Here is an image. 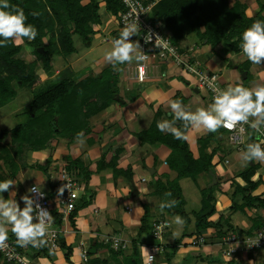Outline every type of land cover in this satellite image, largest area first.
<instances>
[{
    "label": "trees",
    "instance_id": "obj_1",
    "mask_svg": "<svg viewBox=\"0 0 264 264\" xmlns=\"http://www.w3.org/2000/svg\"><path fill=\"white\" fill-rule=\"evenodd\" d=\"M102 2L105 4L106 10H109L114 17L119 18V12L124 10L121 0H87L86 2L84 0H9L10 4L24 9L25 15L28 17L26 23L32 24L37 29L38 35L31 41L28 39L20 40L22 42L9 41L7 47H0V105L10 102L16 96L14 82L32 86L37 80L38 71L36 66L38 61H28L19 56L24 48L23 43L26 42L28 45L35 47V53L42 68L47 72L51 71L54 56L59 54L71 55L76 52V45L73 41L75 34L81 36L83 42L88 46L92 44V35L96 32L95 26L102 23V17L100 16ZM33 12H38L39 15H31ZM150 15H152L155 22L162 23L170 39L178 46L188 33L196 32L203 38L202 41L207 40V44L222 43V48L226 53L230 50L239 52L241 51V37L244 30L256 20L264 21V1L258 3L257 12L251 16L246 12V8L243 9L239 0H235L232 5L229 4V0H158L152 7ZM46 36H48L47 42L44 41ZM39 47H44V50L39 51ZM241 70L244 73L243 82H246L250 73L248 71L245 73V68H241ZM117 74L111 67L107 66L101 71L93 72L81 79L72 76L64 77L37 92L30 103L27 121L11 130V137L13 136L14 140L9 141V143H0V157L8 161V159H11L13 152L16 154L22 151L16 149L15 137L16 140L21 137L22 142H26L27 139L31 138L29 148L37 150L45 148L46 143H49L56 136H64L73 140L78 132L83 131L84 136L87 135L91 130L90 118L93 114L105 109L113 102H124L125 100L120 95ZM81 95L90 96L91 102L81 104L79 102ZM162 114V110L158 109L154 113L155 116L150 126L137 132L135 136L142 143H163L172 149L167 163L171 169L177 171V176L166 181L162 180L161 177L155 179L152 182L154 184L153 190L160 197V203L172 199L177 201L176 206L165 209L164 214H178L184 217L186 223L189 224L191 217L185 210L186 199L178 181L183 177H194L201 172L215 173L217 164L213 162V157L217 149L213 148L209 153L202 150L200 156L195 157L188 140H176L171 134L162 133L157 129V122L163 120ZM176 126L182 128L179 121ZM219 132L225 133L226 130L221 128ZM208 134L210 136L215 135V133ZM247 134L249 139L244 142L243 149L247 143L255 140V135L252 134V130L248 126ZM206 139L207 137H201L200 140L205 142ZM119 152L120 149H117L108 162H104V158H101L97 167L103 169L110 166L113 168L115 175L123 174L132 179V167L123 168L117 165ZM50 161L51 158L48 159L47 163ZM252 163L237 174L243 183L234 185L235 190L231 195V205L229 206L232 212H246V208L264 211V191L261 193L256 192L262 181L260 178H253L260 168V162L253 161ZM11 164L13 166L12 162ZM41 166L47 172L46 165ZM216 186L217 184H213V186L207 187L208 191L203 193L199 210L194 212L196 215L194 229L184 231L178 243L182 241V238L190 237L195 233L203 235V232L208 229L216 232L215 236H212L214 239L236 232L231 221V214L226 215L217 211L214 195ZM53 192L54 186L48 191L50 197H52ZM167 192H171L172 196L166 197L165 193ZM87 199V197L84 199L85 202H87ZM217 212L219 213L218 218L211 219ZM148 217L146 207L142 217V227L147 226ZM55 218L58 226H62V218L56 212ZM70 218H73V214ZM148 226H151V224ZM262 226H264V214L260 213L253 218L252 224L247 229H238L237 232L246 231V233H251L254 229ZM13 236V234L9 235V237ZM139 243V241L133 240V248L130 254L124 252L126 249L115 250L112 248L113 264H141L142 257ZM62 245L66 246L65 243H61ZM176 250L177 247H172L169 252L174 254ZM71 252L69 246L66 252L68 260ZM233 260L232 258L229 261L233 262ZM82 264H108V261L104 258L92 256Z\"/></svg>",
    "mask_w": 264,
    "mask_h": 264
},
{
    "label": "crops",
    "instance_id": "obj_2",
    "mask_svg": "<svg viewBox=\"0 0 264 264\" xmlns=\"http://www.w3.org/2000/svg\"><path fill=\"white\" fill-rule=\"evenodd\" d=\"M203 44H207V40H204ZM221 45L222 43H218L216 44L215 48H220ZM179 46L180 48H188L187 51L189 52L190 56L200 63L201 67H203L205 70H209L208 68L204 67V64L199 60L198 55H195L196 51H205L203 46L200 47L198 45H191L183 47L181 42L179 43ZM222 49L223 48H221V50ZM222 52L224 51L222 50ZM107 65L108 67L112 68L111 65ZM40 67L42 68L41 63L38 61L36 66L38 74L41 71L39 69ZM119 67L122 70L115 72L118 73V88L120 95L125 100L124 102H113L110 106L91 116V130L89 133H87V135L84 136L87 145L80 146L77 144L76 137L73 140H70L68 137L56 136L51 140L50 143L55 145V147L52 146L54 148L50 153L52 154L51 157L53 158V164L50 165V167H47V172H45L41 166L44 164L43 161L46 160L45 156H47V148H45V150H43L44 153L40 155L38 149L32 153V156L35 157L36 161L39 160L37 163L35 162L36 165L28 164V166H25L20 164V169H18L19 171L16 175L13 174L12 176L11 173L8 174V178L13 179L16 182V185L9 190L10 195H12L11 192L17 191V182H20L25 176L29 177V179H27L30 183H37L38 181H41L42 186L44 185L43 188L49 191L58 179L59 172H57L56 167L62 165L64 159H66L68 155L72 154L76 160L79 158L82 159L81 164H79L81 165V169L84 168V171L78 170L77 172L78 175H81V177L85 178L86 182L82 184L78 180L79 188L77 189V193H79V197L76 201V209L67 214V219H65V222L63 221L62 226H60L64 230L61 233V243H65L66 246L62 245L56 251H50L47 248H41V250H37L36 248L32 247L27 252L28 258L32 264H82L85 262L81 257L82 248H85L88 251L89 258L92 256L100 257L106 259L108 264H113L114 259L112 247L110 243L105 240V237L106 235L115 233H120L128 237L130 240H132V242L133 240L139 241L142 257V249L145 247L143 244H149L153 241L150 234L151 226L148 225H152V223L158 219H171L169 216L170 214H164L160 212V197L153 190L154 184H152V182L159 177L166 181L167 179H174L177 176V171L171 169L167 163V159L171 154L172 149L163 143H142L141 140L135 136V134L139 131L147 129L150 126L155 116L154 113L158 109H160V111L162 110L163 112V120H170L171 115L168 104L171 100H181L183 105L191 111H195L198 107L206 108L212 101L208 94V98H206V95L204 94L201 95V89L196 87L194 82L195 79L193 83L190 84L187 80L189 77L187 72H182L174 65L165 66L163 68L164 70L162 74L160 71H157L154 74L151 73L149 77L143 82H138L131 78L130 67L125 65H121ZM102 69L103 68L101 67L97 69L96 72H99ZM232 69H237V71L242 73L238 66H234ZM52 70L47 72L44 69L45 73L47 74H51ZM240 73H238V75L241 77ZM242 74L244 77V73ZM86 75L87 74H84V77ZM191 75L195 76L196 78L195 74ZM220 77H222V75ZM235 81L240 82V80ZM35 84L37 83L35 82ZM147 117L151 118V121H149L147 124L149 126H145L143 129L136 130L129 127V124L131 122L133 123L136 119L145 121ZM226 132L223 133L218 131L215 133V135L210 136L208 133H202L198 130L189 128L186 132V135L188 136L189 146L193 152V155L198 157L200 156L202 150L209 153L213 148H216L217 150L213 157V162L217 164L215 170L218 167H221L223 162H226V164H231L232 162L228 158V152L231 150V148H229L227 152L224 151L225 141L223 138L224 135H226ZM201 137H207L206 141L201 142ZM248 139L249 136L246 137L245 141ZM243 144L239 148H236L233 145L232 146L236 149L235 151L239 152L241 149H243ZM108 146H112V148L108 150ZM83 147H86L87 149H84ZM117 149H120L117 165L123 168L132 167V173H135V171L138 170L141 173L140 180L144 182L143 185L145 188L143 190V195L139 196L141 190L133 181V177L132 179H129L123 174L115 175L113 168L110 166H106L103 169H99L97 167L101 158H104V162H108L115 154ZM219 155H221V158ZM0 163H2L3 166H6L8 162L4 158L0 157ZM55 164H57V166H55ZM261 164L262 163H260V168ZM158 165H163L165 167L163 168V172H159ZM8 166L9 170L13 169V166L9 163ZM31 166L38 167H36V169H38L37 174H31V171H34L31 170L33 169ZM244 168H246V166L240 168L239 171L243 170ZM259 169L257 170V173L259 172ZM145 172L151 173L154 179L149 180L147 173ZM238 172H235L234 169L228 170L227 172H225L224 169H220L219 173L215 172L218 181L217 183H214L217 184L216 189L214 190V195L216 198L217 211L219 213L223 212L226 215H230L227 214V208L231 205L230 197L235 190L234 185L243 183L240 177L237 176ZM201 174L209 175L207 172H201L193 178L199 177L200 179ZM226 174H229L230 178L227 177ZM256 174L253 177L254 179H258ZM210 175L212 177V173H210ZM228 178L230 181L222 182V180ZM219 182L221 184H219ZM26 184L27 186L25 187L24 194H26L29 183ZM262 184H260L258 190H256L257 193L264 191V185ZM222 185L223 187H221ZM135 190H137V193H135ZM229 190L232 191L230 194H227V192H230ZM15 193L16 195L14 199H17V192ZM54 197L55 193L53 192L51 198L53 199ZM85 197L88 198L87 202L84 200ZM146 207L149 215L147 221L148 224L146 227H142V217ZM250 210L254 211L256 214L252 216V218L247 219L248 221L243 219L238 221L234 218L236 213L231 214V221L235 227V230H238L240 227V229H247L252 224L254 217L260 213L264 214V211H259L255 208H246V212L243 213L249 214ZM218 212L215 213L211 219H217L219 216ZM56 214L61 217L58 212H56ZM71 214H73V218H70ZM177 215L178 214L175 216ZM194 216L196 218V215ZM182 218L186 222V219L184 217ZM192 220L193 218L191 217V221ZM208 231L209 229L206 232L208 233ZM137 233L139 234L137 235ZM183 233L184 231L178 237H176L175 240L169 241L167 239L166 241L168 242V248L166 249V252L160 255L162 258L159 263L153 262L152 264H264V254L259 255L258 252H241V254H239L236 258H233V262H224L225 259L220 250L222 246L220 241L223 237L221 236L220 238L218 237L214 239L212 237V234H215L214 230H211V238L213 240H211V238L208 240V238L204 236L207 240V243L201 246L189 245L191 236L182 238V241L178 243L180 240L179 238ZM11 234L12 233L10 232L9 235ZM81 244H83L82 247ZM69 246L72 250L69 257L70 261L66 258V252L68 251ZM172 247H177V250L174 254L169 252L171 251ZM132 248L133 247L131 244V246L128 247L124 252L130 254L132 252ZM217 257L224 259L223 262L217 260ZM0 264L9 263H4L0 260ZM141 264H145L143 263V260Z\"/></svg>",
    "mask_w": 264,
    "mask_h": 264
},
{
    "label": "clouds",
    "instance_id": "obj_3",
    "mask_svg": "<svg viewBox=\"0 0 264 264\" xmlns=\"http://www.w3.org/2000/svg\"><path fill=\"white\" fill-rule=\"evenodd\" d=\"M124 3L129 8L136 7L134 0H124ZM31 15L38 16L39 13L33 12ZM27 19L23 8L10 4L9 0H0V47H7L9 41H20L23 38L31 41L36 38L38 31L32 24L26 23ZM139 35L138 16L136 15L134 19L125 17L119 36L112 40L111 49L104 52L103 59L117 72L122 70L120 65L132 64L135 61L138 65V78L140 82H143L147 75L149 55L142 51L139 40L130 39ZM153 37H155L156 48L173 51L165 38L151 30L143 36L144 43H152ZM241 40L240 48L247 60L255 65L264 64V21L256 20L246 28ZM192 71L196 72V69L193 68ZM197 75L214 93L212 102L206 108L198 107L195 111H191L183 105L181 100H171L168 107L172 118L158 121L157 129L162 133L171 134L176 140L186 141L188 140L186 131L189 128L202 133H216L223 128L229 132H237L238 135L233 139L239 141V134L245 132L244 126L247 125L255 135V140L246 144L239 153V159L246 164L253 161L264 163V83H257L249 88L237 82L235 85L221 89L215 83L216 76L209 78L206 74L198 72ZM178 121L182 128L176 126ZM76 142L80 146L84 145L83 131L76 134ZM15 185L16 182L13 179L0 182V194L9 192ZM66 188L70 192V185L64 184L57 190V198L64 194ZM11 194V199H5L3 195H0V251L9 247V232L15 236L18 247L48 246L49 229L54 218L49 210L38 202L46 195L42 191V182L38 181L21 196L23 207L14 199L16 193L11 192ZM30 194H35V198ZM165 196L171 197L172 193L167 192ZM176 204L177 201L174 199L163 201L159 205L160 212L163 213L165 209L173 208ZM174 223L183 229L185 221L177 215L174 217ZM176 235L178 233L173 234L174 237ZM259 239L245 240V243L251 247L257 245Z\"/></svg>",
    "mask_w": 264,
    "mask_h": 264
},
{
    "label": "rangeland",
    "instance_id": "obj_4",
    "mask_svg": "<svg viewBox=\"0 0 264 264\" xmlns=\"http://www.w3.org/2000/svg\"><path fill=\"white\" fill-rule=\"evenodd\" d=\"M86 1L87 0H84V2ZM239 1L241 2L243 9L246 8V12L248 13V15L252 16V15H255V13L257 12L258 3L264 0H239ZM234 2L235 0H229L230 5H232ZM100 15L102 17V23L95 26L96 32L92 35L91 42L93 43L90 46H88L86 43L83 42L81 36H79L78 34H75L73 36V41L76 45V49H77L76 52H74L71 55L59 54V55L54 56L52 59L53 67L51 69L53 70L51 74L45 73L44 69L40 67L39 69L41 71L37 75V80H36L37 84L29 86V85H21L20 83H16V82L13 83L15 90H16V94H15L16 96L12 98L10 102L0 105V142L9 143V141L14 140L13 136L11 137V130L15 126L21 123H25L27 121L26 119L28 118V114H29L28 110H29L30 103L34 99L37 92L47 88L51 84H54L60 81L64 77L72 76L78 79V78L84 77V74L89 75V74H92L93 72L95 73L97 69L101 67L105 68L106 66H108L107 63L104 61L103 56L106 50L111 49L112 42L109 40L113 36V33L111 30L115 29V27L118 26V18L114 17L109 10H106L105 4L103 2L101 3ZM47 38L48 36L44 37L45 42H47ZM25 39L27 38H23L22 40L24 41ZM202 40L203 38H201V36L198 35L196 32H190L185 36V38H183V41H181V45L183 47H187L191 45H198L200 47L203 46L205 51L204 52H202V50L200 52L196 51L195 55H198L199 60L204 64L205 68L218 72L220 76L222 75V77H220L219 79H220L221 84H223L224 82V87L227 88L229 85H235L238 82L235 80H240V82L243 83L245 87H249V88L254 87L257 83H264V64L262 65L252 64L243 55L242 51L234 52L230 50L228 51V53L222 52L223 49L221 50V48L223 47V45H221L220 48L219 47L215 48L216 45H213L212 43L203 44ZM17 42H22V41H17ZM23 45H24V48L19 53V56L25 58L28 61H31V60L39 61L35 53V47L28 45L26 42L23 43ZM181 49L182 51L188 50V48H181ZM134 62L135 61H133L132 64H134ZM124 65L129 67V65L131 64H124ZM234 66H238L239 69L245 68L246 70H244V72L247 73L248 71L250 73L249 79L246 82H243L242 73L237 71V69H232V67ZM240 71L243 72L242 70ZM238 73L241 74V77L238 75ZM194 79H195V76L189 75L187 80L189 81L190 84H192ZM221 79L223 80V82ZM203 94L206 95V98H208L207 96L208 93L204 89H201V95ZM79 102L81 104H85V102L89 103L91 102V97L87 95L85 96L81 95L79 97ZM149 121H151V118H148V117L146 118L145 121L144 120L140 121L139 119H136L133 123L131 122L129 124V127L135 130L143 129L145 128V126H149L147 125ZM62 133L64 132L62 131ZM20 138L21 137H19L16 140V137H15V141H16L15 145H16V149L22 150V151L17 152L16 154L15 152H13L12 153L13 155H11L10 157L11 159H8L7 161L10 165H12L11 162L13 163V169H11L12 171L9 170L8 163L6 166L5 165L3 166V164L0 163V182L9 179L8 178L9 173H11L12 176L13 174L16 175L19 171L18 169H20V164L25 165V166H28V164L36 165V163L39 161V160L36 161L35 157L32 156V153H34L36 150L29 148L31 138H29L30 140L27 139L28 141H26L28 145L25 141L22 142ZM223 140L225 141V143H227V144L224 143V146H225L224 151L227 152V150L231 148V150L228 152L229 153L228 158L231 160L232 163L226 164V162H223L222 163L223 165H221V167H218L216 169V172L219 173L220 169H224L225 172H227L228 170L234 169L235 172H238L240 168H243L245 166L247 167L248 164L242 162L239 159V153L243 149H241L239 152L235 151L236 149L232 146V143L230 142V138L228 137L227 132H226V135H224ZM50 143H51V140L49 141V143H46L47 146L45 147L47 148V156H45L46 160L43 161L44 164L46 165L45 167H50V165L53 164V158L51 157L52 154L50 153L53 151V148L55 147V145L50 144ZM85 143L84 145H87V143L86 144ZM115 145H118V144H115ZM112 146H108V150H110ZM45 148L38 149L39 155L44 153L43 150H45ZM84 149H87V148L85 147ZM219 156L221 158V155ZM50 157H51V161L47 163ZM81 161L82 159L79 158L78 160H76V158L73 157L72 154H70L67 156L66 159H64L62 165L57 166V164H55V166H57L56 167L57 172H59L61 170V167L65 165L67 168H69V170L72 172L74 177L83 184L86 182L85 178L81 177V175H78V172H77L78 170L84 171V168L83 169L80 168ZM31 167H33V169L31 170H34V171H31V174L32 175L37 174V170H38L36 169L37 166H31ZM163 168H165L163 165H158L159 172H163L164 171ZM145 173H147L149 180L154 179L151 173L149 172H145ZM140 176H141V173L139 172V170L135 171V173L133 172V181L138 186V188L141 190V193L139 196L143 195V190L145 189L143 185L144 182L140 180L141 178ZM200 176H201L200 179L199 177L193 178L192 176H188L187 178H182L178 181V184L180 185L181 189H183L184 197L187 200L185 210H187V213H189V215L193 218V220L195 219L194 212H196L200 208V200H201L202 194L208 191L207 187L210 186V184L212 183V177L210 174L209 175L201 174ZM226 176L229 177L230 175L226 174ZM256 177L261 178V181L263 183L262 185H264V163L261 164V168L259 169V172L256 174ZM27 178L29 179V177L25 176L21 179L20 182H17V191H14V192H17L18 196L16 200L20 204L21 207H23L24 205H23V201L20 198L21 196L24 195V190H25V187L27 186L26 183L30 184ZM229 178L222 180V182L230 181ZM220 182L219 184H221ZM43 187L44 185L42 186V188ZM221 187H223V185ZM45 191L48 192L47 190ZM229 191L230 192H227V194H230L232 190H229ZM9 192H4L0 195H3L5 199H11L12 195H10ZM230 200H231V197H230ZM227 209H228L227 214L236 213L234 215V218L238 221L242 219L248 221L247 219L252 218V216L256 214L252 210H250L249 214H247L241 211L232 212L230 211L229 207ZM169 216L171 217L170 220L172 221V227H170L169 228L170 230H168L165 234L166 240L167 239L169 241L175 240L176 237H178L183 231H189L190 229H194L193 220L190 221L189 224L185 222L183 229H180L174 223L175 215H169ZM235 231L237 232L238 230L236 229ZM174 233H178V235L174 237L173 236ZM203 233L205 234L204 236H206V238L210 240L211 229H209L208 233L207 232H203ZM107 236L108 235H106V237ZM211 240L213 239L211 238ZM143 245H145V247L142 249L143 251L142 260L145 259V254H147L148 248L146 247L148 243L143 244ZM257 252L259 253V255L264 254V250H260ZM157 257L158 258L154 262L159 263L162 256L158 255ZM216 259L220 260V262H223L225 258L222 259L221 257H217ZM226 261H229V260L225 259L224 262Z\"/></svg>",
    "mask_w": 264,
    "mask_h": 264
},
{
    "label": "built area",
    "instance_id": "obj_5",
    "mask_svg": "<svg viewBox=\"0 0 264 264\" xmlns=\"http://www.w3.org/2000/svg\"><path fill=\"white\" fill-rule=\"evenodd\" d=\"M124 5V10L119 12L118 18V26L112 30L113 36L109 40L112 42L114 38L119 36V32L124 26V18L129 17L130 19H134L135 16H138V22L140 25V35L133 36L130 39L132 41L139 40L142 51L149 55V63L147 64L146 68V79L152 73H156L160 71L163 73V68L165 66L174 65L182 72H187L188 75L195 74V85L200 89H204L210 96L212 101L214 93L207 87L200 80V76L197 75V72L200 74H206L209 76H216V85L221 88L225 89L223 84L220 83V74L214 70H205L201 67L200 63L193 59L190 56L188 51H182L180 46L174 44L172 39H170L169 34L163 28L162 23L157 21L155 22L150 15V11L152 7L157 3L158 0H134L136 4L135 8H129L125 3L124 0H121ZM153 31L154 33L159 34L161 37L165 38L168 46L173 50L169 52L164 49H159L154 46L155 37H153L152 43L145 44L143 40V36L149 31ZM108 40V39H107ZM130 67V76L132 79L140 82L138 78V65L136 62L134 64L129 65ZM195 68L196 72H193L192 69ZM145 79V80H146ZM144 80V81H145ZM245 132L239 134V141L233 139L234 136H237V132H228V137L230 138V142L234 147H241L242 144L245 142L247 135V125L244 126ZM227 161V160H226ZM144 179V178H143ZM70 185V192L66 188L64 194L57 198V190L64 184ZM36 183H30L27 187V190L35 185ZM79 188L78 180L74 177L72 172L67 168L65 165L61 167V170L58 174V179L54 184V193L55 197L52 199L50 194L46 192L43 188L42 191L46 194L43 199H39L38 202L49 210L51 215L54 218V222L51 224L49 229V245L43 248L51 249V251H56L61 247V233L64 231L60 226L57 224V220L55 218V212H58L61 215L62 223L65 222L67 219V214L70 213L76 207V201L79 197V193H77V189ZM27 193V191H26ZM33 195L35 198V194ZM172 225V221L169 218L165 219H158L155 220L150 228L152 242L147 245V254H145V259L143 263L145 264H152L158 255L164 254L167 249L168 242L165 239V234L169 230ZM264 226L254 229L251 233H246V231L238 232H231L229 234L223 235L220 244L221 246V254L224 256L225 259L230 260L232 258H236L241 252L247 253H254L260 250H264ZM260 237V239H259ZM259 239V243L257 245H253L249 247L245 240H255ZM105 240L110 243L113 249H126L131 246L132 240L128 237L120 234L115 233L108 235ZM207 243L206 238L202 234H194L191 235V240L189 245L193 246H201ZM114 244L116 246H114ZM9 247L4 251H0V260L4 263L9 264H32L28 258L27 252L32 248L31 246L28 247H18L15 243V236L9 237L8 240ZM238 245V246H237ZM83 244H81V247ZM237 246V247H236ZM37 250H41V248H36ZM81 257L84 261L89 259L88 251L85 248H82Z\"/></svg>",
    "mask_w": 264,
    "mask_h": 264
},
{
    "label": "water",
    "instance_id": "obj_6",
    "mask_svg": "<svg viewBox=\"0 0 264 264\" xmlns=\"http://www.w3.org/2000/svg\"><path fill=\"white\" fill-rule=\"evenodd\" d=\"M44 50V47H39V51H43ZM212 183L210 185H213L214 183L217 182V178H216V174L213 172L212 173ZM135 193H137V190H135Z\"/></svg>",
    "mask_w": 264,
    "mask_h": 264
}]
</instances>
